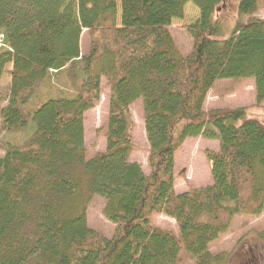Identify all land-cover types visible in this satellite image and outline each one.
<instances>
[{
    "label": "trees",
    "instance_id": "obj_1",
    "mask_svg": "<svg viewBox=\"0 0 264 264\" xmlns=\"http://www.w3.org/2000/svg\"><path fill=\"white\" fill-rule=\"evenodd\" d=\"M226 2L0 0V81L10 78L0 89V264H179L182 251L195 264H229L208 247L236 216L264 209V127L244 107L205 111L204 101L219 80L253 79L264 105V0H241L234 30L216 40ZM188 3L198 17L184 57L169 27ZM103 79L105 149L88 158L84 114ZM137 100L149 173L130 161ZM199 136L218 142L204 151L212 183L177 194L174 156ZM95 197L110 237L88 225ZM158 215L178 234L155 227Z\"/></svg>",
    "mask_w": 264,
    "mask_h": 264
},
{
    "label": "rangeland",
    "instance_id": "obj_2",
    "mask_svg": "<svg viewBox=\"0 0 264 264\" xmlns=\"http://www.w3.org/2000/svg\"><path fill=\"white\" fill-rule=\"evenodd\" d=\"M216 8L215 18L222 21L223 30L220 35L214 39H228L238 21L237 8L241 0H226ZM181 20H173L170 24V31L175 39L177 47L185 57L192 50L191 39L188 36L187 29L191 23L198 17V11L195 6L188 3L183 11ZM259 18L264 16V4L261 5ZM245 23V20H243ZM81 52L84 53L88 46L87 32L81 36ZM9 70V69H8ZM0 89L6 90L10 84L8 73L2 76ZM101 99L95 107L84 114V142L87 157L105 149L103 127L108 116L109 88L105 85L104 79L101 80ZM253 79L242 80H219L216 82L204 101V110L221 108H245L247 118L257 120L264 127V105H259L255 101ZM132 118V139L133 154L131 162H136L142 168L143 173L148 172V139L144 128V119L142 117L141 100L134 102L130 109ZM216 140H208L199 136L198 138H188L184 141L178 152L174 156V192L177 194L188 190L199 189L211 185V176L207 159L204 156L205 150H218ZM2 154V149H0ZM104 200L95 197L88 205L87 220L89 227L98 230L106 237H110L114 232V226L103 217ZM152 224L157 228L172 230L175 235L178 234V228L171 218L165 216H153ZM264 229V209L259 216L238 215L230 223L228 231L221 235L208 248L211 254L229 253V264H264V241L259 240L257 234ZM179 264H195L196 260L189 258L184 251L180 256Z\"/></svg>",
    "mask_w": 264,
    "mask_h": 264
}]
</instances>
